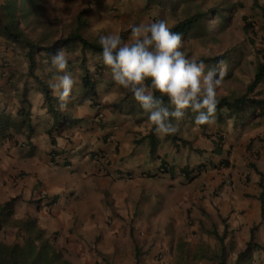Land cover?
Returning a JSON list of instances; mask_svg holds the SVG:
<instances>
[{
  "label": "crops",
  "instance_id": "crops-1",
  "mask_svg": "<svg viewBox=\"0 0 264 264\" xmlns=\"http://www.w3.org/2000/svg\"><path fill=\"white\" fill-rule=\"evenodd\" d=\"M261 4L264 6V2ZM20 52L17 44L0 37V116L10 117L9 129L13 132L20 121L18 108L25 86L33 127L29 138L22 127L21 132L0 139V200L18 196L15 218L36 216L55 246L66 248L72 264H107L108 258L113 264H139L143 254L136 256L135 248L119 253L114 244L121 235L129 236L125 229H118L119 221L158 214L163 205L171 213L177 212L183 203L190 207L192 228L206 234L225 230L224 240L238 252L253 228V240L262 248L253 250L243 263L264 264V179L260 186L258 173L264 169V136L260 132L242 130L241 122L228 128L227 120L231 119L218 121L215 117L217 126L209 136L211 142L202 149L191 144L198 150L175 157L156 152V146L151 152L150 137H146L151 122L138 110L140 106L129 103L131 112L124 105L126 92L122 86L120 90L110 71L103 73L95 94L84 95L82 68L71 71L81 72L78 79L74 76L76 83L67 101H61L59 116H66L56 125L38 85L26 79L28 64L24 52ZM88 53L93 63L87 68L93 72L98 58ZM60 74L48 76L57 78ZM91 99L100 100V111L93 108ZM81 100L89 103L82 110L73 105ZM119 101L123 106H113ZM154 135L156 143L163 137L156 131ZM184 135L189 143L194 138ZM212 148L215 153L207 154ZM97 153L102 158L99 163L95 162ZM252 156L259 162H250ZM227 162L229 167L224 168ZM186 165L188 175L182 169ZM60 166L72 168L71 172L64 176L55 169ZM209 166L214 169L208 170ZM218 167L223 174L216 171ZM176 187H182V198L165 199ZM51 199L54 201L47 204ZM157 202L160 206L155 205ZM105 240H110L109 245Z\"/></svg>",
  "mask_w": 264,
  "mask_h": 264
},
{
  "label": "rangeland",
  "instance_id": "rangeland-1",
  "mask_svg": "<svg viewBox=\"0 0 264 264\" xmlns=\"http://www.w3.org/2000/svg\"><path fill=\"white\" fill-rule=\"evenodd\" d=\"M40 2L39 17L32 15L31 19L26 24L22 23L21 26L33 38L37 37L40 32L49 35L47 39H42L44 44L49 40L67 36L77 25L78 14H81V21L86 23L81 28V34L89 40L99 42V36L109 32H119L125 39H130V30H125L129 29L131 24L164 19L170 25H174L194 12H203V18L198 25L182 34L183 50L189 57L198 59L205 56L217 58L225 55L228 57L225 63L215 67L217 74L224 72L217 89L218 98L225 96L232 99L244 93L247 84L252 79L256 65L259 62L264 63V9L255 6L253 0H159L157 2L150 0H40ZM258 2L262 5L261 2L264 0H258ZM19 49L22 54L24 49L22 47ZM64 51L71 57L67 68L70 73L75 68H80L79 63L82 58L87 66L93 63L89 53L85 52L84 55L79 47L74 51ZM41 54L36 53L35 55L39 62L35 73L42 81L49 83L56 77L48 75L57 72L49 71L51 60L42 59ZM80 72L71 74L78 79ZM27 77L28 83L35 82L31 77ZM28 83L26 82L27 85ZM76 88L74 87V90ZM123 91L125 93L127 90L124 88ZM91 101L93 108L100 111L101 106L96 108L93 104L94 100L91 99ZM95 101L100 104L99 99ZM88 104L86 100L73 103L80 110L84 109L83 106L88 107ZM131 110L133 111L132 108ZM222 113L225 114V111L222 110ZM143 115L148 118L146 113ZM195 116L196 114L192 113L185 114L183 119L174 123L178 125L177 134L179 136L184 137L186 134L194 137L190 143L202 149L203 146L210 144L209 136L213 134L212 130L217 126V122L214 119L211 123L198 124ZM238 122L242 123L240 124L242 130L260 132V135L264 136V116L247 115L243 120H227V127L238 126ZM162 136L156 143V152L166 153L170 157L185 153L189 156L190 148L181 142L172 143L164 135ZM255 137L258 136L255 135ZM214 150L212 148L206 153L213 154ZM193 158L196 160V155ZM101 159L95 162L99 163ZM228 162L226 166H223L224 168L229 167ZM250 162L254 164L259 160L252 156ZM190 163L194 164V161ZM55 169L66 176L72 168L60 166ZM212 169H214L213 166H209L208 170ZM215 169L218 172L222 170L220 167ZM183 194L182 187H176L169 190L165 199H170L172 196H180L181 199ZM15 197L17 201L18 196ZM15 203L13 216L16 212ZM155 205L160 206L159 202ZM189 209V206L185 207L183 203H180L177 212L171 213V209L163 205L159 207L158 214L152 216L138 215L129 221L122 218L117 224L118 229H125L129 236L121 235L114 244L119 249V253L126 251L127 248L134 251L133 248H135L138 254H143L144 256L138 259L139 264H218L219 260H222L223 264H238L236 263L238 248L225 239L223 240L224 251L221 252L214 233L206 234L200 228H192ZM221 221L224 224V220ZM212 226L215 228L213 224ZM1 237L9 242L13 239V233L11 230L3 231ZM105 242L109 245L110 240H105ZM108 259L105 262L113 264L114 261ZM118 259L121 260L120 254ZM241 264H250V262Z\"/></svg>",
  "mask_w": 264,
  "mask_h": 264
},
{
  "label": "trees",
  "instance_id": "trees-1",
  "mask_svg": "<svg viewBox=\"0 0 264 264\" xmlns=\"http://www.w3.org/2000/svg\"><path fill=\"white\" fill-rule=\"evenodd\" d=\"M150 1L157 2L159 0ZM253 4L264 9V7L259 4L258 0H253ZM40 6V0H4L0 4V37L15 43L24 49V55L28 64L26 74L37 83V87L43 95L47 109L54 114V119L56 120L55 122L57 125L61 124L62 117L64 118V116H66L65 114H62V117L59 116L61 115V112H59V106L64 102H61L59 97L53 94V90L49 87V83L42 81L35 73L39 63L35 58L36 53H42V59L45 58L51 60V55L56 53L57 50L64 49L66 51H74L79 47L81 53L84 55L85 52L88 51L92 57H97L98 60L94 63L93 72H90L87 68L84 58H82L79 63L80 68L83 70L81 85L84 89V95L95 94L97 83L100 81V78H102L103 73L105 71H110V69L103 64V61L100 58L102 49L99 42L89 40L81 34V28L86 24L81 21V14L77 15V25L67 36H61L49 40L46 44L43 43L42 39H47L49 35L47 36L40 32L37 37H31L21 25L22 23L26 24L31 19L32 15L39 17L38 12ZM202 18L203 12H194L172 25V30L185 34L197 26ZM227 58V56L222 55L217 58L205 56L200 59L204 60L208 68L215 69L217 65L225 63ZM122 100H126L125 105L128 106L130 110L132 106H129V103L132 104V102H136L139 105L128 90ZM93 104H96L95 100ZM120 105V101L113 104V106ZM30 107L31 104L27 96V88L23 86L22 93L20 94V106L18 108L20 121L12 128V130L13 132L19 133L21 132V128L25 127V134L28 138L33 133V127L30 123ZM138 110L144 112L142 108H139ZM222 110L225 111V114L222 113ZM191 113L196 114L191 111H186V114ZM215 115L218 121H224V119H233L234 121L237 119L243 120L247 115L264 116L263 62H259L256 65L252 79L247 84L244 93H241L232 99H228L225 96L219 98ZM10 124L11 119L9 116H0V139L5 137L10 138L13 135V132L9 129ZM154 131V127L151 125L150 132L146 135V137H150L151 152H154L156 146ZM48 133L50 134V130H48ZM165 136L166 138H169L172 143L181 142L184 145L188 144L190 149L197 150V148H192L191 143L178 136L176 133ZM51 141L53 143V138ZM188 167V165L182 167L185 175L190 173ZM162 170L165 171L166 168L162 167ZM258 173L260 175L259 184L260 186H263L262 181L264 179V169L258 171ZM15 201L16 197L14 196L5 200H0V264H72L67 257L66 249L55 246L52 239L46 234L44 228L38 224L36 216L27 215L22 218H15L13 216ZM53 201V199L47 200L46 203L49 204ZM8 230H11L13 233V239L9 242L1 237V232ZM251 232L250 239L246 242L244 248H242L237 254L236 263L238 264L249 259L253 250L262 248L253 240V228ZM214 235L219 243V250L223 252V240L226 231L223 230L221 234L214 232ZM136 256H138L137 251ZM218 264H223L222 260H219Z\"/></svg>",
  "mask_w": 264,
  "mask_h": 264
},
{
  "label": "clouds",
  "instance_id": "clouds-1",
  "mask_svg": "<svg viewBox=\"0 0 264 264\" xmlns=\"http://www.w3.org/2000/svg\"><path fill=\"white\" fill-rule=\"evenodd\" d=\"M166 20L131 24L130 39L119 32L99 36L100 58L116 84L131 92L161 135L175 134L186 111L196 113L198 124L211 123L219 98L217 89L224 72L217 74L204 60L183 50L182 34ZM71 57L63 50L51 55L49 71L62 73L50 82L53 94L66 102L76 79L66 71ZM207 69V70H206Z\"/></svg>",
  "mask_w": 264,
  "mask_h": 264
},
{
  "label": "built area",
  "instance_id": "built-area-1",
  "mask_svg": "<svg viewBox=\"0 0 264 264\" xmlns=\"http://www.w3.org/2000/svg\"><path fill=\"white\" fill-rule=\"evenodd\" d=\"M96 102V101H95ZM95 107L96 108H99V104L96 102V104H95ZM95 158L96 159H101V155H100V153H97L96 155H95ZM227 182H229V180H227Z\"/></svg>",
  "mask_w": 264,
  "mask_h": 264
}]
</instances>
